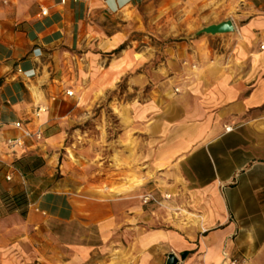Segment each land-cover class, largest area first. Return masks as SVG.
Masks as SVG:
<instances>
[{"label":"crops","instance_id":"crops-1","mask_svg":"<svg viewBox=\"0 0 264 264\" xmlns=\"http://www.w3.org/2000/svg\"><path fill=\"white\" fill-rule=\"evenodd\" d=\"M227 19L220 41L193 36ZM150 31L174 39L161 56ZM262 45L264 0H0V264H264ZM122 78L125 98L101 101ZM71 108L93 110L80 154L140 193L63 152Z\"/></svg>","mask_w":264,"mask_h":264},{"label":"rangeland","instance_id":"rangeland-1","mask_svg":"<svg viewBox=\"0 0 264 264\" xmlns=\"http://www.w3.org/2000/svg\"><path fill=\"white\" fill-rule=\"evenodd\" d=\"M204 2H207L209 0H203ZM204 6V4H203ZM197 31H195L193 34H195ZM148 34L151 35L152 39L148 40L149 44H152V46H155V48L159 49L158 54L161 56V51L166 47V45L170 42H172L174 39L172 38H165V39H158L153 32H148ZM189 35V38H192V35ZM229 34H233V33H225V34H216L217 37H219L218 41H220V38L222 37V35H229ZM211 35V34H210ZM134 36L136 38H143L144 34H142L141 32H134ZM194 36V35H193ZM186 35L184 33H182L181 35H179L176 39L179 38H185ZM188 37V36H187ZM155 40H158V43L155 42ZM157 60V59H156ZM156 60H154L153 64H156ZM73 70H70V73H72ZM76 86V82H74L73 84L70 81L69 87L70 89L75 91V95L77 94V91L75 89V87L72 88V86ZM128 84H127V79L126 78H122L119 83L117 84L115 90H112L111 92H106L105 94L102 95V99L101 101H103L104 103H108L110 101L113 100H122L125 98V92L127 90ZM75 96H73L72 98H69L68 101L69 103H72L73 101H75ZM73 108V107H72ZM69 109V116L66 118L67 121V126L65 125V130H66V137L63 141V152L69 153L70 158L73 160V162L80 166L85 168V172H84V176L85 179L90 182V183H102V186L107 188L109 186L108 184V180H110V178H113L114 180L120 181V186H124L126 183L127 184H133L135 182H140L143 183V179L141 177V175L139 174H113L108 175L107 173H101L99 172V169H102L101 166H98V163L95 164L94 163V159L93 156H91L89 159L87 157H83L80 152H81V146H82V137L83 135H85V140H86V144L89 146L90 148V153H92V134H93V130L96 128L93 122V110L92 108L89 110H85L84 112H80L79 115H77V111H75L74 109ZM105 117H109L113 123V118L114 116L111 114H108V111H106L105 113ZM114 127V126H112ZM106 145V144H105ZM75 157L76 159L72 158ZM100 158H96V162H98ZM103 160V159H101ZM114 182H112L110 184V186L112 188H115ZM141 192L140 186L138 188L133 189L132 191H130L128 194H138Z\"/></svg>","mask_w":264,"mask_h":264},{"label":"built area","instance_id":"built-area-1","mask_svg":"<svg viewBox=\"0 0 264 264\" xmlns=\"http://www.w3.org/2000/svg\"><path fill=\"white\" fill-rule=\"evenodd\" d=\"M61 4H66L68 2H79V1H84V0H59ZM48 14V9L46 8H42L41 11H40V15L42 16H45ZM261 48H264V45L261 46ZM178 90V89H176ZM67 94L68 95H72L73 94V91H67ZM40 111H44L45 109L43 108H40L39 109ZM16 127H21V122H16ZM232 130V127H226V131L229 132ZM39 136H41V134H38ZM7 144L9 146H14V145H23V141L21 139H8L7 140ZM10 179V177H8ZM171 195L169 194H166L164 195V198L168 199L170 198ZM141 199H142V203L144 205H147V204H150V203H154V204H161V199L160 197L153 193V192H149V193H146L144 195L141 196ZM228 264H244V262L242 261H238V260H232L231 262H229Z\"/></svg>","mask_w":264,"mask_h":264},{"label":"water","instance_id":"water-1","mask_svg":"<svg viewBox=\"0 0 264 264\" xmlns=\"http://www.w3.org/2000/svg\"><path fill=\"white\" fill-rule=\"evenodd\" d=\"M235 31L236 29L233 21L231 19H227L219 23L202 27L194 34V36H198L201 34L216 35L225 33H235ZM166 264H179V258L176 254L171 253L168 257Z\"/></svg>","mask_w":264,"mask_h":264},{"label":"bare ground","instance_id":"bare-ground-1","mask_svg":"<svg viewBox=\"0 0 264 264\" xmlns=\"http://www.w3.org/2000/svg\"><path fill=\"white\" fill-rule=\"evenodd\" d=\"M140 184H141L140 182H135L133 184H127V185L120 186L117 188H111L110 192L115 193V194H124V193L132 191L135 187L139 186Z\"/></svg>","mask_w":264,"mask_h":264},{"label":"trees","instance_id":"trees-1","mask_svg":"<svg viewBox=\"0 0 264 264\" xmlns=\"http://www.w3.org/2000/svg\"><path fill=\"white\" fill-rule=\"evenodd\" d=\"M16 202H17V205L22 208V214L24 215L26 212V205H27V201H26L25 196L22 194L18 195ZM17 205H12V203H10V210H14V209L18 208ZM186 254H188V251L183 253L184 256Z\"/></svg>","mask_w":264,"mask_h":264}]
</instances>
